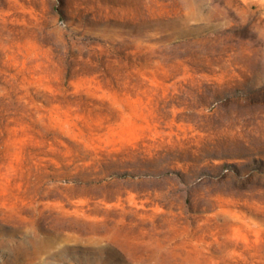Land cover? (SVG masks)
Listing matches in <instances>:
<instances>
[{
  "label": "rangeland",
  "instance_id": "obj_1",
  "mask_svg": "<svg viewBox=\"0 0 264 264\" xmlns=\"http://www.w3.org/2000/svg\"><path fill=\"white\" fill-rule=\"evenodd\" d=\"M0 264H264V0H0Z\"/></svg>",
  "mask_w": 264,
  "mask_h": 264
}]
</instances>
